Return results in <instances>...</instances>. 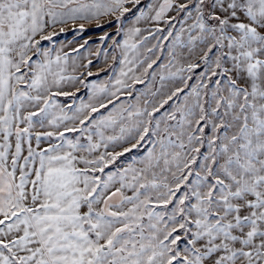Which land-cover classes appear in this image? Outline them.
Instances as JSON below:
<instances>
[{
  "label": "snow or ice",
  "instance_id": "6c2138e0",
  "mask_svg": "<svg viewBox=\"0 0 264 264\" xmlns=\"http://www.w3.org/2000/svg\"><path fill=\"white\" fill-rule=\"evenodd\" d=\"M0 264H264V0H0Z\"/></svg>",
  "mask_w": 264,
  "mask_h": 264
},
{
  "label": "rangeland",
  "instance_id": "374dc122",
  "mask_svg": "<svg viewBox=\"0 0 264 264\" xmlns=\"http://www.w3.org/2000/svg\"><path fill=\"white\" fill-rule=\"evenodd\" d=\"M65 37L62 35L61 37H60V39H64ZM72 37L71 36H69L68 37V39H71ZM81 39H83V37H81Z\"/></svg>",
  "mask_w": 264,
  "mask_h": 264
}]
</instances>
